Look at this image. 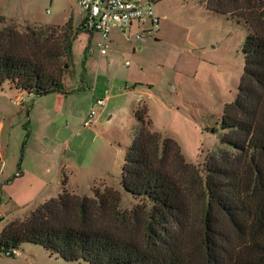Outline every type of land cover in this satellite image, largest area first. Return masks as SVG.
<instances>
[{
	"label": "trees",
	"instance_id": "trees-1",
	"mask_svg": "<svg viewBox=\"0 0 264 264\" xmlns=\"http://www.w3.org/2000/svg\"><path fill=\"white\" fill-rule=\"evenodd\" d=\"M206 6L250 30L238 94L223 110V148L202 167L189 164L139 104V130L121 180L138 201L134 209L122 208L113 187H95L90 198L64 186L28 218L5 224L1 253L34 244L88 264H264V0H207ZM62 31L61 37L49 28L20 31L0 15V89L10 83L35 96L67 94L73 33L69 23Z\"/></svg>",
	"mask_w": 264,
	"mask_h": 264
},
{
	"label": "rangeland",
	"instance_id": "rangeland-1",
	"mask_svg": "<svg viewBox=\"0 0 264 264\" xmlns=\"http://www.w3.org/2000/svg\"><path fill=\"white\" fill-rule=\"evenodd\" d=\"M148 1L154 3L155 15L161 19L154 37L142 39L152 44L121 59L117 67L128 73L129 66L122 64L130 61L134 70H143L130 83L155 91L154 97L140 103L149 108L154 130L174 139L189 164L202 167L210 153L223 148V110L238 94L245 67L242 46L250 30L229 16L207 11L202 0ZM72 9L78 16L75 23L69 22L72 59L63 86L79 88L84 78L85 35L81 36L78 24L85 14L78 4L74 0H0V15L20 31L26 26L49 28V35L60 37L65 24H58ZM131 40L135 39L131 36ZM84 92L88 91L71 92V96L25 93L24 104L16 105L19 93L8 83L0 89V121L4 123L0 133V233L7 222L28 218L44 198H57L64 176L72 177L68 189L79 196L93 198L95 187L108 186L121 193L123 209L131 211L137 205L121 180L126 152L139 124L122 126L119 118L123 116L118 113L94 133L79 130L70 114L77 117L86 111V102L73 96ZM32 109L36 116L30 115ZM123 109H128V103ZM73 134L82 137L68 148ZM16 250L19 256L14 258L0 252V264H88L66 262L34 244Z\"/></svg>",
	"mask_w": 264,
	"mask_h": 264
},
{
	"label": "crops",
	"instance_id": "crops-1",
	"mask_svg": "<svg viewBox=\"0 0 264 264\" xmlns=\"http://www.w3.org/2000/svg\"><path fill=\"white\" fill-rule=\"evenodd\" d=\"M140 1H148V0H140ZM202 3H203V6H206L207 0H202ZM206 9H207V6H206ZM211 13L216 14L213 12ZM219 15H222V14H219ZM77 16L78 15L75 14L74 9H72L65 16L64 22L58 25H64V24L66 25L72 21L73 23H75V21L77 20ZM225 16H229V15H225ZM5 18L8 19L7 17ZM83 20L84 19L82 17V19H80L79 24H78L80 31H82V33H80L81 36L85 35V42L84 44H82V55H83L82 66L84 68V74H83L84 78L82 79V85L79 86V88H75L74 86L72 88H69L70 86L68 87L64 85V90L68 92L67 94H62V93H53V94H59L60 96H71L70 95L71 92H77V91L81 92V90L88 91V92L80 93L77 95H73L75 96L74 98L77 97L79 101L86 102L87 104L86 111H83L77 117L70 114L72 117L71 119L75 121V123H77L79 130H84L85 133H94L96 129L101 128L103 126H108L106 124H109L111 120L116 115H118V113L123 116V118H119L121 120L122 126L126 127L128 124L134 125L137 122L134 116V112L136 108L141 102H145L146 98L150 96L154 97L153 93H155V91L153 90L152 87H149V88L148 87L146 88L145 86L140 87L139 85H137V83H134L133 84L134 86H132V83H130V81H135L137 77L141 76V71H143L141 69L139 70L138 68L134 70L132 62H130V65L128 67V70H129L128 73L127 72L124 73L120 71L117 65L119 61H121V59L123 58L128 59L130 54H135L137 50L143 51L144 48H146L152 43L150 42V40L148 41L147 40H131L129 37L134 35L138 31L137 26L133 25L130 29L126 30V33H123L121 31H114L111 34L110 51L106 55L101 56L99 53V48H98V44L101 38L100 34L97 32L91 33V32L83 31L81 29ZM232 21L234 23H237L233 19ZM153 41L156 42L158 40L154 39ZM120 63L122 64V62ZM122 65L126 66L124 62ZM93 73L95 77H92ZM8 84L10 85L11 89H14L10 83ZM15 91L19 93L18 96H21V95L24 96L23 94L26 93L23 91H18L16 89ZM102 98H106L107 105L105 108L99 109V116H98L97 122L90 128L82 129L81 123L83 119L86 117L90 107L95 103L96 100L102 99ZM125 103H128V109L126 110L123 109ZM30 115L32 117L36 116L37 111L35 112L34 109H32L30 111ZM38 115H41L42 117V114L38 113ZM68 124L69 122H67V125ZM154 127H155V124H154ZM3 128H4V123L0 121V133H2ZM81 137L82 135L79 136V135L73 134L71 141L68 142L67 144L68 148H70V146L74 144L76 141H79L77 139H80ZM65 168H68V171H71L74 174L72 167L66 164ZM21 175H22V172H21ZM64 182H65V185H64ZM70 185H72V177L68 178L64 176L63 179H61L60 192L58 196L62 194L64 186L69 192L75 193L74 191L68 189ZM35 199L36 198H34L33 201ZM45 199H48V198H44V201L47 202V200ZM45 202H42L41 205L44 204ZM3 226H5V224Z\"/></svg>",
	"mask_w": 264,
	"mask_h": 264
},
{
	"label": "built area",
	"instance_id": "built-area-1",
	"mask_svg": "<svg viewBox=\"0 0 264 264\" xmlns=\"http://www.w3.org/2000/svg\"><path fill=\"white\" fill-rule=\"evenodd\" d=\"M81 12L85 14L81 29L86 32H97L100 34L98 44L101 56L106 55L111 49V34L114 31L126 33L133 25L138 31L132 35L135 40L151 38L157 31L161 19L155 15L154 3L140 0H74ZM131 39V36L129 37ZM130 65V61L125 63ZM171 91H175L172 88ZM25 102L24 96H18L16 105ZM107 104L106 98L98 99L90 107L86 117L81 123L82 129L92 127L98 119V108H103ZM1 218V214H0ZM8 257H18V250L6 252Z\"/></svg>",
	"mask_w": 264,
	"mask_h": 264
}]
</instances>
